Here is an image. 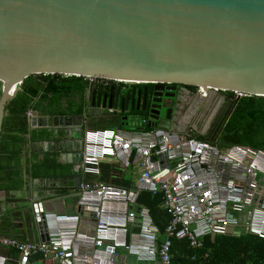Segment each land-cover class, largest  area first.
I'll use <instances>...</instances> for the list:
<instances>
[{
    "label": "water",
    "instance_id": "obj_1",
    "mask_svg": "<svg viewBox=\"0 0 264 264\" xmlns=\"http://www.w3.org/2000/svg\"><path fill=\"white\" fill-rule=\"evenodd\" d=\"M39 74L150 84L153 97L163 90L175 92L177 86L182 95L201 87L231 103L221 132L239 101L233 93L264 97V0H0V133L5 106L21 91L9 95L10 88ZM119 94L113 95L120 110L122 103L138 104L141 91ZM146 96L144 88L143 108ZM111 98V90L91 87L86 114L117 110ZM159 108L150 112L147 129H166L158 125ZM135 119L128 127L138 126ZM29 126L65 129L79 139L82 115L34 116ZM76 159L72 176L43 179L39 186L74 191L80 181L79 154ZM11 193L5 192L7 197ZM51 195L33 192L15 198L13 207Z\"/></svg>",
    "mask_w": 264,
    "mask_h": 264
},
{
    "label": "built area",
    "instance_id": "obj_2",
    "mask_svg": "<svg viewBox=\"0 0 264 264\" xmlns=\"http://www.w3.org/2000/svg\"><path fill=\"white\" fill-rule=\"evenodd\" d=\"M83 79L86 95L91 87L110 83ZM20 86L11 87L9 95ZM2 87L0 82V92ZM196 90L206 93L201 87ZM85 110L73 209L44 211L41 201H32L36 242H21L0 230V247L18 254L16 264H30L34 257L40 264H171L173 238L187 241L192 249H199L206 236L248 233L264 240L263 151L241 145L219 149L159 128L86 129ZM33 116L37 115L31 111L26 114L28 120ZM102 164L124 171L139 168L137 183L124 189L95 182L92 178ZM142 192L162 196L169 220L161 243L149 209L137 202ZM9 261L0 255V264Z\"/></svg>",
    "mask_w": 264,
    "mask_h": 264
},
{
    "label": "trees",
    "instance_id": "obj_3",
    "mask_svg": "<svg viewBox=\"0 0 264 264\" xmlns=\"http://www.w3.org/2000/svg\"><path fill=\"white\" fill-rule=\"evenodd\" d=\"M21 91L7 105L9 117L3 120L4 133H25L27 120L25 112L30 108V101L35 100L33 111L36 115H49L51 109L59 108L54 114L58 116H76L84 111L83 103L87 82L82 77L51 75H31L23 80ZM232 94V93H229ZM62 103L65 106H62ZM86 129L101 130H127L121 119L112 115L86 116ZM141 129H147L144 125ZM137 129V130H141ZM43 136H49L46 131H41ZM5 136L0 137V151ZM199 141L215 144L219 149H225L234 145H241L258 149L264 152V97L247 96L240 98L220 135L214 139L200 135H189ZM17 136L9 134V141L17 140ZM19 155L16 151L5 159L16 170L10 171V184L5 189L18 188L20 186ZM4 158L0 157V161ZM45 161L44 163H47ZM48 163V167H52ZM124 170L116 165L102 164L100 173L92 178L95 182L112 185L124 189L133 187V183L125 178ZM71 173L69 166L58 169L57 177ZM3 177L1 176L0 179ZM139 205L145 206L153 218L158 229V243L164 240L165 225L169 215L161 206V194L152 195L142 192L137 200ZM171 264H264V240L252 234L242 233L236 235L206 236L201 241L199 249H192L187 241L171 239L169 249Z\"/></svg>",
    "mask_w": 264,
    "mask_h": 264
},
{
    "label": "crops",
    "instance_id": "obj_4",
    "mask_svg": "<svg viewBox=\"0 0 264 264\" xmlns=\"http://www.w3.org/2000/svg\"><path fill=\"white\" fill-rule=\"evenodd\" d=\"M7 105L5 106L3 120L5 117H9ZM34 106L35 100L30 101V108L24 114L28 125L25 133L19 134L17 131L4 133L2 126L0 133V137L3 134L8 136L11 134L18 137L17 140L15 139L11 142L7 139L8 136H5L0 151V157L4 158L0 161V177H3L0 179V230L5 236L15 238L21 242H36L38 240V232L32 219L31 209V203L35 200L30 199L28 203H16L15 207H13V200L15 198L17 200L28 198L33 192L38 194L50 193L52 194L51 196L37 200L42 202L44 211L52 210L57 213L71 212L75 200V196H72V194L76 193V189L72 191L68 189L44 188L39 185H43L41 182L43 179L59 178L57 177L58 175H53V173H57L58 169L64 168V166L72 168L71 161L77 160L76 156L79 154L81 147V137L79 139L70 138L65 129L30 128L26 114L28 111L36 114V111L32 109ZM62 106H65V104L62 103ZM83 107L84 109L86 108L85 103H83ZM58 110L59 108H53L49 110V115L43 116L59 117L57 114H54ZM129 128L131 129L129 130L130 132H135V130L141 129V126L138 125L135 128ZM43 130L48 132L49 136H43L41 132ZM16 149L20 152V186L15 189H5V186L10 184L9 172L16 170L5 159L9 158V155L15 152ZM45 161L48 162L44 163ZM48 163H52L53 166L48 167ZM65 176H72V174L69 173ZM10 191L15 193H11L7 197L5 192ZM69 197L72 201L67 205L64 199ZM0 255L10 258V261L6 264H16L17 253L0 247ZM30 264H40L39 257L31 258Z\"/></svg>",
    "mask_w": 264,
    "mask_h": 264
},
{
    "label": "flooded vegetation",
    "instance_id": "obj_5",
    "mask_svg": "<svg viewBox=\"0 0 264 264\" xmlns=\"http://www.w3.org/2000/svg\"><path fill=\"white\" fill-rule=\"evenodd\" d=\"M101 90H111L112 98L109 102L111 107L116 105L117 110L100 109V115L111 114L121 119V124L126 128L130 122L135 121L137 118L138 125L146 126V122H152L150 112L158 109V125L166 127L174 133H181L183 135H200L209 139H216L221 132H219L222 122L227 115L231 103L228 104L227 100L221 94L205 93V95L198 94L195 88H191L190 95H182L178 93L180 86L176 87L175 92H168L163 90L160 92L162 95L155 97L151 96L155 91L153 85L140 84H113L97 86ZM135 88L140 90V101L138 104L134 103L132 107L130 104H121V109H118V101L114 100V92L119 91V95L126 91ZM146 88V102L143 108L142 105V91ZM167 93H174V97H165ZM149 98L161 100L159 103L149 101ZM108 102H105L107 106ZM152 106H154L152 109ZM106 108V107H105ZM169 115V119L165 120V114ZM133 119V120H130ZM165 129V130H166ZM179 132V133H178Z\"/></svg>",
    "mask_w": 264,
    "mask_h": 264
},
{
    "label": "rangeland",
    "instance_id": "obj_6",
    "mask_svg": "<svg viewBox=\"0 0 264 264\" xmlns=\"http://www.w3.org/2000/svg\"><path fill=\"white\" fill-rule=\"evenodd\" d=\"M126 129L128 131L131 130L129 127H126ZM139 175H140V170L137 167H133L129 170H126L125 172V178L131 181L133 184L137 183ZM64 201H65V204L68 205L72 201V199L69 197V198H65Z\"/></svg>",
    "mask_w": 264,
    "mask_h": 264
},
{
    "label": "bare ground",
    "instance_id": "obj_7",
    "mask_svg": "<svg viewBox=\"0 0 264 264\" xmlns=\"http://www.w3.org/2000/svg\"><path fill=\"white\" fill-rule=\"evenodd\" d=\"M23 82V81H22ZM21 85H22V83H21Z\"/></svg>",
    "mask_w": 264,
    "mask_h": 264
},
{
    "label": "clouds",
    "instance_id": "obj_8",
    "mask_svg": "<svg viewBox=\"0 0 264 264\" xmlns=\"http://www.w3.org/2000/svg\"><path fill=\"white\" fill-rule=\"evenodd\" d=\"M142 127V126H141ZM128 131V130H127Z\"/></svg>",
    "mask_w": 264,
    "mask_h": 264
}]
</instances>
